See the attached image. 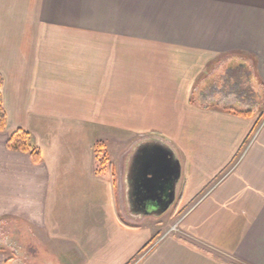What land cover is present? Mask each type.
<instances>
[{
  "label": "crops",
  "instance_id": "crops-1",
  "mask_svg": "<svg viewBox=\"0 0 264 264\" xmlns=\"http://www.w3.org/2000/svg\"><path fill=\"white\" fill-rule=\"evenodd\" d=\"M221 61L264 94V0H0V264H45L25 231L58 264H264V118L206 101ZM18 130L40 162L8 148ZM154 138L181 163L177 230L123 216Z\"/></svg>",
  "mask_w": 264,
  "mask_h": 264
},
{
  "label": "water",
  "instance_id": "water-1",
  "mask_svg": "<svg viewBox=\"0 0 264 264\" xmlns=\"http://www.w3.org/2000/svg\"><path fill=\"white\" fill-rule=\"evenodd\" d=\"M182 168L169 145L151 139L132 154L127 176L129 216L161 218L175 206Z\"/></svg>",
  "mask_w": 264,
  "mask_h": 264
},
{
  "label": "rangeland",
  "instance_id": "rangeland-1",
  "mask_svg": "<svg viewBox=\"0 0 264 264\" xmlns=\"http://www.w3.org/2000/svg\"><path fill=\"white\" fill-rule=\"evenodd\" d=\"M186 8H187L186 5L178 7L177 16L179 17L180 30L187 29V24H188L187 16L188 15L186 14L187 12ZM161 10H165V9H161L160 7L158 10L159 13H161ZM158 11L156 12V16H158ZM140 17L141 16L136 15V14L134 16L129 15L128 12H126V19L124 21L133 22V21L140 20L142 22V17L141 18ZM221 64H222V61L221 63L215 64L211 68L213 70L214 75L216 76L210 83L211 85L210 89L204 91L205 98H211L210 100L207 99L206 101L211 102L213 100L215 102L221 103L222 105L225 104L227 106H231L237 110H240V109L244 111L250 110V111H253L254 114H256L258 117L263 119L264 118V94L261 93V90L259 91V89H256V83L251 79V77H247L244 74H243L244 76L241 77L242 79L240 78L241 81H239V78H238L239 82H237V79L235 77H230L229 75L231 74V71H233V69L240 68L239 65L236 64V65L228 67V66H225L224 64L223 65ZM245 67L247 71L250 72L251 74L252 71H251L250 64L249 66L246 65ZM120 161H121L120 153H117L116 161L114 162L117 165V167H119ZM97 167L101 171L105 170L103 166H100V163ZM178 207L179 206L176 205L174 206V208H172V210L167 215V218L163 220L164 224H168V226L175 225L176 223L175 221L177 220L176 218H178L179 216L178 213L176 214ZM123 212H124L123 214L124 218L128 222H130L129 221L130 217L128 216L126 209H124ZM15 228H18V227H15ZM30 233L31 232L29 233L26 231L24 232L25 238H28V239H24V241L26 242V247H25L26 251L29 254H33V255L38 254L39 258L42 261H44L45 264L46 263L58 264L59 263L58 258H61L62 256L56 255L58 257L57 258L53 254H51L49 247H52V246L51 245L49 246L46 245L45 247L40 246L37 240L32 239V237H30L31 236ZM43 242L45 241L43 240Z\"/></svg>",
  "mask_w": 264,
  "mask_h": 264
},
{
  "label": "trees",
  "instance_id": "trees-1",
  "mask_svg": "<svg viewBox=\"0 0 264 264\" xmlns=\"http://www.w3.org/2000/svg\"><path fill=\"white\" fill-rule=\"evenodd\" d=\"M243 69V70H242ZM240 72V74H239ZM247 76L250 77V72L247 71L245 68H236L231 71V74L229 75L230 77H235L237 79V82L241 81L240 78L242 76ZM240 75V76H239ZM239 78V81H238ZM242 79V78H241ZM4 86V79L0 75V133H3L7 130V124H8V117H7V112L4 107V102H3V95H2V89ZM235 113L247 117V116H252L254 114L253 111L247 110V111H239L235 109ZM104 144L99 145V149L101 150L100 154H98V161L100 163V166H105L108 162V156L106 152L104 151ZM8 148L12 151L15 152H23V153H28L32 156L33 160L35 162H40L42 157L39 149H37L31 141V136L23 131V130H18L15 133H13L8 141ZM109 167V166H108ZM113 180L115 179V174L112 175ZM127 224V223H124Z\"/></svg>",
  "mask_w": 264,
  "mask_h": 264
},
{
  "label": "built area",
  "instance_id": "built-area-1",
  "mask_svg": "<svg viewBox=\"0 0 264 264\" xmlns=\"http://www.w3.org/2000/svg\"><path fill=\"white\" fill-rule=\"evenodd\" d=\"M174 227H175L174 230H177L178 229L177 225H175Z\"/></svg>",
  "mask_w": 264,
  "mask_h": 264
}]
</instances>
